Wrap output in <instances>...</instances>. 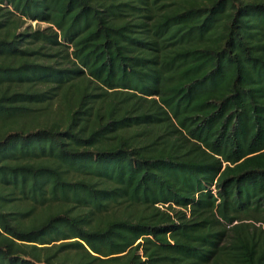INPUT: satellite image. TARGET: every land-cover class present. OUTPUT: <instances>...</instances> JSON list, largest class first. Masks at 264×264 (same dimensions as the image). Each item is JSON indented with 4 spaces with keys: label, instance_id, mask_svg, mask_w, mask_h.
<instances>
[{
    "label": "trees",
    "instance_id": "16d2710c",
    "mask_svg": "<svg viewBox=\"0 0 264 264\" xmlns=\"http://www.w3.org/2000/svg\"><path fill=\"white\" fill-rule=\"evenodd\" d=\"M0 264H264V0H0Z\"/></svg>",
    "mask_w": 264,
    "mask_h": 264
},
{
    "label": "rangeland",
    "instance_id": "374dc122",
    "mask_svg": "<svg viewBox=\"0 0 264 264\" xmlns=\"http://www.w3.org/2000/svg\"><path fill=\"white\" fill-rule=\"evenodd\" d=\"M28 23L31 24L32 26H37V25H40L42 27H45L46 26L45 23H39V24H37L35 21H29Z\"/></svg>",
    "mask_w": 264,
    "mask_h": 264
}]
</instances>
